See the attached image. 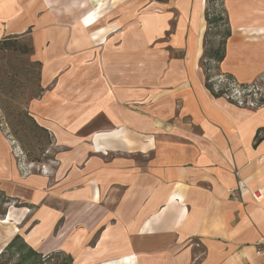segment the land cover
Segmentation results:
<instances>
[{
  "label": "crops",
  "instance_id": "0c3cea01",
  "mask_svg": "<svg viewBox=\"0 0 264 264\" xmlns=\"http://www.w3.org/2000/svg\"><path fill=\"white\" fill-rule=\"evenodd\" d=\"M223 4L220 72L254 83L264 0ZM205 10L206 0H0V41L30 36L40 95L28 112L54 148L37 171L17 167L0 134V193L23 205L0 223L16 219L36 253L264 264V106L204 87Z\"/></svg>",
  "mask_w": 264,
  "mask_h": 264
},
{
  "label": "rangeland",
  "instance_id": "374dc122",
  "mask_svg": "<svg viewBox=\"0 0 264 264\" xmlns=\"http://www.w3.org/2000/svg\"><path fill=\"white\" fill-rule=\"evenodd\" d=\"M210 7L216 12L220 11L218 2L212 3ZM219 26L212 30L211 41L214 39L219 41L216 35L222 29ZM9 43L12 44L9 49H0V134L8 142L11 155L16 157L17 167L32 166V169L37 171L36 169H40L43 163H48L54 152L50 135L35 124L28 112L30 102L40 95V66L30 51V36L12 38ZM16 47L25 48L17 51ZM211 75L217 76L214 72ZM240 85L249 86L251 96L255 94L264 106L263 76L254 83ZM22 206V203L8 199L0 193V221L5 219L9 212L16 217L14 210L19 211ZM29 211L26 221L31 224L35 211L33 208ZM13 220L11 224L0 223V253L11 241L9 239L13 235L14 228L18 230L16 235L21 239V235L25 232V228L17 227V220ZM14 261L16 258H10L9 254L0 257V264H11ZM34 264H70V262L66 255L56 252L46 256L40 255Z\"/></svg>",
  "mask_w": 264,
  "mask_h": 264
},
{
  "label": "trees",
  "instance_id": "16d2710c",
  "mask_svg": "<svg viewBox=\"0 0 264 264\" xmlns=\"http://www.w3.org/2000/svg\"><path fill=\"white\" fill-rule=\"evenodd\" d=\"M224 0H206V10H205V21H206V32L204 34V42H203V54L200 59V68L204 74V87L210 92V94L215 98L223 97V89L219 91H214V86L216 84L213 79L216 76L211 75L213 72L217 74V76L222 75L229 79H233L229 75L222 74L219 69L220 63L223 61L225 57V45L227 39L230 37V27L228 23V17L226 10L223 4ZM218 2L220 4V11L216 12L215 9H211V4ZM211 10H213L211 12ZM211 12V14H210ZM220 25L221 31L216 33L217 37H219V41L210 40V36L212 35V30ZM11 37L4 38L0 41V49H9ZM25 47H16L15 50L20 51ZM31 51V50H30ZM256 134L255 141L258 142L260 137ZM9 254L10 258L15 257L16 261L11 264H34L37 258L40 257L38 253L32 250L19 235H16L11 239V241L6 245L3 251L0 253V257L3 255ZM68 260L71 264L72 260L68 257Z\"/></svg>",
  "mask_w": 264,
  "mask_h": 264
},
{
  "label": "built area",
  "instance_id": "2783aa9c",
  "mask_svg": "<svg viewBox=\"0 0 264 264\" xmlns=\"http://www.w3.org/2000/svg\"><path fill=\"white\" fill-rule=\"evenodd\" d=\"M213 81L216 82L214 86V91H219L223 89V98H225L230 103L238 107H248V108H260L263 105L259 102V98L249 91V86H242L238 84L234 79H229L225 76H216ZM242 192V190L240 189ZM258 255L262 254L260 251L257 252Z\"/></svg>",
  "mask_w": 264,
  "mask_h": 264
}]
</instances>
